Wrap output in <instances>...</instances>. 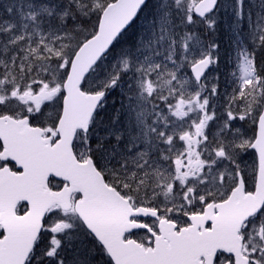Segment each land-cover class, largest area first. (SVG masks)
Instances as JSON below:
<instances>
[{"label": "snow or ice", "instance_id": "1", "mask_svg": "<svg viewBox=\"0 0 264 264\" xmlns=\"http://www.w3.org/2000/svg\"><path fill=\"white\" fill-rule=\"evenodd\" d=\"M0 264H264V0H0Z\"/></svg>", "mask_w": 264, "mask_h": 264}]
</instances>
